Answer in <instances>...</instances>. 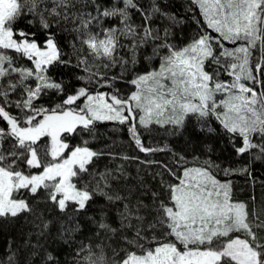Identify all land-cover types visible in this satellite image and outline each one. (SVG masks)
I'll use <instances>...</instances> for the list:
<instances>
[{
    "label": "snow or ice",
    "instance_id": "obj_1",
    "mask_svg": "<svg viewBox=\"0 0 264 264\" xmlns=\"http://www.w3.org/2000/svg\"><path fill=\"white\" fill-rule=\"evenodd\" d=\"M188 4L198 32L177 46L173 29L186 21L165 0H0V221L24 217L33 229L21 249L9 244L0 264H60L46 245L73 244L82 216L95 242H81L71 264H264V207L233 199L231 181L217 178L250 175L249 168H221L210 156L189 160L146 142L154 127L176 135L194 118L238 156L264 159V0ZM25 19L39 25L42 42L18 27ZM54 27L73 34L75 64ZM148 47L142 59L158 63L137 72ZM54 64L81 70L76 79L85 85L65 94L48 75ZM119 83L130 86L127 95ZM49 90L64 94L51 108L39 104ZM101 122L124 126L146 158L68 142L73 134L96 139ZM158 152L171 155V167L150 158ZM101 156L134 162L135 175L123 164L97 171ZM41 204L59 215L48 218Z\"/></svg>",
    "mask_w": 264,
    "mask_h": 264
},
{
    "label": "trees",
    "instance_id": "obj_2",
    "mask_svg": "<svg viewBox=\"0 0 264 264\" xmlns=\"http://www.w3.org/2000/svg\"><path fill=\"white\" fill-rule=\"evenodd\" d=\"M145 3L146 0H141ZM167 3V11L174 12L178 16H182L185 19L183 25H179L173 29L174 35L171 38V42L177 46H183L187 44L198 32L197 25L191 20L192 12L188 11V0H165ZM198 15V13H197ZM135 18V17H134ZM137 22H138V18ZM162 24L163 22H158ZM18 27L24 28L25 31L36 33L38 42L43 41V31L39 28L38 24L28 25L27 20H23ZM54 31L57 32V43L62 52L66 54L67 58L76 62V57L70 47V42L73 40V34L69 32H60L54 27ZM150 47L145 48L141 52V62L136 66L137 72L147 71L150 66H155L158 61L151 62V65L144 61L142 57L144 55H150ZM16 62L21 65L31 67V63L26 58H19L16 54ZM208 71L211 68L206 64ZM119 72V68L113 69L111 74L115 75ZM48 75L56 82H62L65 87V94H71L73 87L84 86V81H78L77 76L84 75V73L74 67H66L64 65L54 64L49 67ZM117 87L120 88L121 93L128 94L130 86L124 83H119ZM64 98V94H57L54 90H49L46 95H43L39 104L46 107H53L60 103ZM3 126V125H2ZM212 126L219 130V124L216 121H212ZM199 125L194 118H190L185 125V128L176 135H169L165 129L159 126L154 127L151 136H147L146 142L153 146L163 147L165 144L169 145L174 151L182 153L189 160L193 155L198 156L201 160L211 157L221 168L239 169L248 167L250 175L248 173L236 172L230 176L225 177L223 173H219L217 178L224 181L230 180L232 183L233 199L244 201L248 203L249 208H262L264 207V159L255 160L250 154L237 155L232 145L228 142V139L217 134H208L199 130ZM119 129V130H116ZM67 135V134H65ZM254 142H259L255 137ZM83 140H89V147L94 150H103L105 152L111 151L114 154L136 156L139 155L141 159H145V155L138 153L134 146L131 145L130 136L127 129L124 126H119L114 122H101L96 127V139H91L87 135H71L68 136V142L72 146L82 144ZM48 144L45 138L41 144V150ZM236 145L240 146V140H236ZM206 146H211L212 151L208 153ZM255 153L256 150H252ZM153 160L160 161L164 164H171V155L166 152H158L154 156L150 157ZM123 164L125 168L135 175L136 164L131 161H124L121 159L112 160L107 156H101L95 162V168L97 171H103L107 168H114L117 165ZM23 167V166H22ZM156 168L150 169V171H156ZM255 197V200H253ZM104 201L102 198H97L95 203L102 204ZM41 210H47L46 216L48 218L55 217L59 213L55 210L51 204H41ZM88 215H94V208L89 209ZM30 219V218H29ZM81 223L85 225L84 230L75 235V242L70 246H64L60 243H51L46 245L49 251H52L59 259L60 264H71L73 257V250L81 243H88L94 241L92 236V227L87 225L85 217H81ZM32 225L27 223L24 217H20L15 221H0V261H5L9 252V244L11 243L12 249H21L24 245L28 233L32 231ZM53 235L56 234V228L51 229ZM35 237H33V243ZM39 264V262H37Z\"/></svg>",
    "mask_w": 264,
    "mask_h": 264
},
{
    "label": "rangeland",
    "instance_id": "obj_3",
    "mask_svg": "<svg viewBox=\"0 0 264 264\" xmlns=\"http://www.w3.org/2000/svg\"><path fill=\"white\" fill-rule=\"evenodd\" d=\"M227 46L232 47L231 44H228ZM253 55L256 56V55H258V53H254ZM205 69L208 70V69H207V66H205ZM220 79H221V80H224V79H227V77L224 76V75H221ZM257 88H259V86H257ZM0 126H2V125H0ZM47 142L49 143L48 140H47ZM42 143H43V142H42Z\"/></svg>",
    "mask_w": 264,
    "mask_h": 264
}]
</instances>
